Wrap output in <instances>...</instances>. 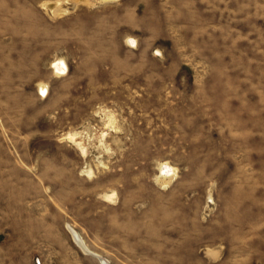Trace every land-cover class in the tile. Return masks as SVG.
<instances>
[{
  "label": "rangeland",
  "instance_id": "obj_1",
  "mask_svg": "<svg viewBox=\"0 0 264 264\" xmlns=\"http://www.w3.org/2000/svg\"><path fill=\"white\" fill-rule=\"evenodd\" d=\"M68 225L264 264V0H0V264H101Z\"/></svg>",
  "mask_w": 264,
  "mask_h": 264
},
{
  "label": "bare ground",
  "instance_id": "obj_2",
  "mask_svg": "<svg viewBox=\"0 0 264 264\" xmlns=\"http://www.w3.org/2000/svg\"><path fill=\"white\" fill-rule=\"evenodd\" d=\"M130 43L136 44L137 42L134 39H129ZM137 45V44H136ZM134 46V45H133ZM135 47V46H134ZM59 66V65H56ZM69 138H73V136H70ZM69 231L71 232L74 241L77 243V245L81 248V250L88 256H93L99 259L101 264H109V260L105 259L100 254L94 252L87 244L85 239L82 237L80 233H78L72 226L68 225L67 227Z\"/></svg>",
  "mask_w": 264,
  "mask_h": 264
}]
</instances>
